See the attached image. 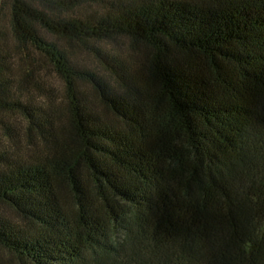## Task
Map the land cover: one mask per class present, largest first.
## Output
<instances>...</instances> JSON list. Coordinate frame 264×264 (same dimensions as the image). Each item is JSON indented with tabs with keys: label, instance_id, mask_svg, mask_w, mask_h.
<instances>
[{
	"label": "trees",
	"instance_id": "16d2710c",
	"mask_svg": "<svg viewBox=\"0 0 264 264\" xmlns=\"http://www.w3.org/2000/svg\"><path fill=\"white\" fill-rule=\"evenodd\" d=\"M93 1L0 0V244L264 264V0ZM119 36L134 54L97 46Z\"/></svg>",
	"mask_w": 264,
	"mask_h": 264
},
{
	"label": "rangeland",
	"instance_id": "374dc122",
	"mask_svg": "<svg viewBox=\"0 0 264 264\" xmlns=\"http://www.w3.org/2000/svg\"><path fill=\"white\" fill-rule=\"evenodd\" d=\"M108 5L109 4H106V2L102 0L85 2L79 6V10L83 14L95 13V12L98 13L103 11ZM97 46H101L106 50L113 51L119 55L121 54V56L123 55L126 57L134 54V46L139 47L133 44L132 39L127 36L115 37L106 40L105 42L97 43ZM71 52L76 62L83 66L90 67L91 69L99 68L101 70L104 68V65L97 58L96 54L91 52V50L86 48V46L81 43L75 44L73 47H71ZM0 264H36V263L29 260L28 258L19 257L15 252L11 251L5 245L0 244Z\"/></svg>",
	"mask_w": 264,
	"mask_h": 264
}]
</instances>
